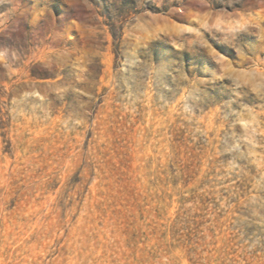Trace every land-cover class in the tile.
Returning <instances> with one entry per match:
<instances>
[{
	"label": "rangeland",
	"instance_id": "rangeland-1",
	"mask_svg": "<svg viewBox=\"0 0 264 264\" xmlns=\"http://www.w3.org/2000/svg\"><path fill=\"white\" fill-rule=\"evenodd\" d=\"M137 1L0 0V264H264V0Z\"/></svg>",
	"mask_w": 264,
	"mask_h": 264
},
{
	"label": "trees",
	"instance_id": "trees-1",
	"mask_svg": "<svg viewBox=\"0 0 264 264\" xmlns=\"http://www.w3.org/2000/svg\"><path fill=\"white\" fill-rule=\"evenodd\" d=\"M148 7L151 6L150 2H148L147 4ZM116 12H118V14H124L128 16H131V14H136L138 12V1L137 0H123L120 8H121V11L120 9H118L119 7H117L116 5L114 6ZM151 10H156L155 7H150ZM117 15V18L118 20L116 22H119V18L121 15ZM122 32V31H121ZM120 32V27H117L116 25H113L112 26V33H113V36L115 38V40H120L121 39V34Z\"/></svg>",
	"mask_w": 264,
	"mask_h": 264
}]
</instances>
